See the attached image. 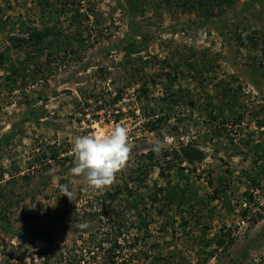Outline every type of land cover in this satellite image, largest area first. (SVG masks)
Returning <instances> with one entry per match:
<instances>
[{"label": "rangeland", "instance_id": "374dc122", "mask_svg": "<svg viewBox=\"0 0 264 264\" xmlns=\"http://www.w3.org/2000/svg\"><path fill=\"white\" fill-rule=\"evenodd\" d=\"M45 27L40 55L10 42ZM0 53V138L38 120L0 147V264H264V0H0ZM115 124L130 159L103 190L69 184L66 213L74 138ZM155 139L205 160L130 182ZM155 186L175 191L160 215Z\"/></svg>", "mask_w": 264, "mask_h": 264}, {"label": "trees", "instance_id": "16d2710c", "mask_svg": "<svg viewBox=\"0 0 264 264\" xmlns=\"http://www.w3.org/2000/svg\"><path fill=\"white\" fill-rule=\"evenodd\" d=\"M172 0H165V2L167 4H169ZM78 10H75V15H73V19H77L78 16L80 14H78ZM81 16V15H80ZM84 17V16H83ZM59 33V32H58ZM55 33L53 32V30L51 28H47L45 27L43 30L41 31H37L34 34H30L28 38H11L10 42L13 46L17 45L16 47L20 46V45H25L26 47H29V49L32 52H35V54L40 55L45 49L50 47V43L48 42L47 38L48 37H54ZM60 35V33H59ZM73 39V38H72ZM4 59V54L0 53V65H2L3 60ZM146 90L144 89L143 92H145ZM173 96L171 95V98ZM179 98V99H178ZM119 99V95L114 98V101ZM180 100V97H177L176 99H172V103L176 104L178 103ZM38 120L33 117L32 111L31 109H27L21 116V118L18 120V122H16V124L11 125L10 130L8 132V134L2 136L0 138V147L3 145V143H7L9 141H11L14 137V133L15 131L18 130L19 125H23L26 122H33L35 124H37ZM260 154L261 157L264 159V145L261 146L260 148ZM44 158V169L46 171H48L49 169V161H59L60 160V156L58 155V152H51L47 157H46V153L42 152L41 155ZM205 153L200 150L199 148H197L196 146H191V145H184L181 146L178 149H171V151L168 150H163L162 154L160 156L155 155L151 149H149L147 152H145L144 154H140L137 160V170L139 169V167L141 168L142 172L144 173V176H141L138 172L133 171L134 175L133 176H128V179L130 180V182H135L137 185L142 184L143 179L145 178L146 175H148L150 172L157 170L158 174L163 177L164 176V171L166 175H168V171H170L171 169H173L175 167V165H179L182 162H185L187 164L190 165H194L197 163H201L205 160ZM69 158L67 157H63L61 161H67ZM174 159L178 160L176 163L174 162ZM35 162H39L41 161V159L35 158L34 160ZM181 172L178 176V179H184L183 173H182V169H180ZM25 179H28V177H25ZM178 188V192H181V194L183 195L184 193V189H181L180 187H178L176 185V187H174L173 189ZM116 192L119 193V189L115 188ZM165 189L163 188H159V187H154V189L152 190V192L148 195V198L150 199V203L151 205H154L157 202H161V207L156 208V213L158 215L162 214V212L164 211V208L168 205H170V203L173 201L175 195V191L171 190V191H165V193L161 196V193L164 192ZM128 196L131 197V193L127 192ZM3 193L0 190V197H3ZM106 197H111L110 194L106 193ZM74 204H75V200L70 201L69 199H65V212L66 213H74L73 209H74ZM103 212L105 214H109V217L111 215H113V217H118L119 213L112 209L110 211H107V209L104 207L103 208ZM0 217L3 218L4 217V212L0 213ZM6 230L8 229V227H5ZM48 241H50V239H47ZM114 246L117 247L116 242H114ZM109 263L113 264V260L112 257H108ZM57 263V262H56ZM58 264V263H57Z\"/></svg>", "mask_w": 264, "mask_h": 264}, {"label": "clouds", "instance_id": "9594fccd", "mask_svg": "<svg viewBox=\"0 0 264 264\" xmlns=\"http://www.w3.org/2000/svg\"><path fill=\"white\" fill-rule=\"evenodd\" d=\"M128 129L120 124L103 134L76 136L71 148L73 166L70 168L71 179L67 184H60L61 195L70 201L76 198V190H71L69 184L75 186L83 182L93 191L103 190L111 186L116 175L126 166L130 159L131 147L128 142ZM165 145L160 139L152 143L151 151L160 156ZM87 229V222L79 225Z\"/></svg>", "mask_w": 264, "mask_h": 264}]
</instances>
